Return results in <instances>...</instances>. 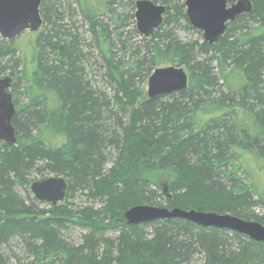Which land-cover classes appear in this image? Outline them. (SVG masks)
<instances>
[{
	"label": "trees",
	"instance_id": "1",
	"mask_svg": "<svg viewBox=\"0 0 264 264\" xmlns=\"http://www.w3.org/2000/svg\"><path fill=\"white\" fill-rule=\"evenodd\" d=\"M75 1L116 85V103L85 79L81 63L86 56L74 34L76 23L65 24L61 8L70 11L72 19L77 10L67 0H43L40 13L46 32L38 39L33 69L18 78L27 80L26 103L17 105L14 99L18 142H0V247L15 235L28 236L34 241L29 243L34 257L30 264H192L197 255L204 256V264H264V243L236 232L180 219L138 226L121 223L125 211L143 204L264 223V218L248 213L255 205H264V193L247 167L252 162L264 164V0H250L253 11L229 23L215 45L184 44L172 31L159 28L145 39L147 56L128 71L112 51L111 24L124 18L112 8L114 0ZM136 1H131L133 6ZM180 4L173 7L167 25L181 19L189 23L184 2ZM105 8L111 13L110 25L101 21ZM247 19L255 25L249 26ZM17 53L12 42L0 44V78L16 76ZM200 54L207 59H198ZM148 64L151 71L185 67L188 88L155 99L143 95L139 101L142 92L133 89V80ZM232 78L239 85L234 86ZM220 86L225 92L215 97ZM17 87L13 83L11 89ZM166 97L172 102H165ZM123 100L133 108L130 121L119 118L115 124L121 133L108 141L107 122L118 118L114 110ZM107 143L118 157L104 173ZM34 168L70 180L66 197L78 183L90 188V197L104 200L101 210L85 209L77 219L90 230L82 245H70L60 236L73 219L66 205L53 206L47 217L16 196L14 185L28 184L26 173ZM162 175L168 181L156 183ZM153 182L164 186L165 207L155 200L158 191H149ZM254 197L259 199L253 201ZM114 230H119L118 237L105 235ZM0 264H5L1 252Z\"/></svg>",
	"mask_w": 264,
	"mask_h": 264
},
{
	"label": "rangeland",
	"instance_id": "2",
	"mask_svg": "<svg viewBox=\"0 0 264 264\" xmlns=\"http://www.w3.org/2000/svg\"><path fill=\"white\" fill-rule=\"evenodd\" d=\"M61 1V0H58ZM68 4L71 5V8H74L77 10L76 16L72 19L70 11L66 12L64 11V8H61L65 13V24L67 25H73L75 24V31L74 34L78 35L80 37L81 45L83 46L82 51L84 55L87 57L84 58L83 63H81V66L84 67L85 72L84 76L87 81L92 86L93 90L98 91L102 95L106 96L107 99L111 100L113 104H115V94L116 92V85L114 82L110 79L109 74L107 72V68L105 66V63L100 56L99 50L96 49V46L94 45V39L93 35L90 31L89 24L84 20L82 17L80 11L78 10V5L76 4L75 0H67ZM94 2V0H89V2ZM113 1V0H112ZM131 1L136 0H114L112 5V8L116 9L118 13L123 14L124 18L123 21L120 24H111L112 31L114 32L112 34V51L115 57V61L122 62V68L123 70H127L130 65L136 63L137 60L141 59L142 57H146L148 54V45L147 40L138 32L137 30V21H136V7L132 5ZM186 0H172V4H162L159 3L158 5H163L168 8L167 12L164 15V22L161 26L162 29L170 30L172 33L176 36V38L184 44H194L198 43L200 46L205 42L203 38V33L201 31L196 30L193 28L188 22H186L185 19H181L178 22L170 23L167 25L166 19L168 17L173 16L175 8H173L176 5H179L180 3L184 2L185 5ZM68 4H65L64 7H66ZM181 5V4H180ZM41 7V6H40ZM254 9V5H253ZM186 10V7H185ZM102 13L104 14L101 16V21H103L105 24L110 25V12H107V9L105 8ZM245 22H248L249 26H253L252 20H244ZM117 27V28H116ZM160 27V28H161ZM159 29V28H158ZM157 29V30H158ZM156 30V31H157ZM155 31V32H156ZM46 32V27L43 23L42 27L38 30V32H31L26 31L20 36H18L13 41H6L0 38V44L3 42H12L15 46L18 48V53L16 55V60L20 61L19 67L16 69V76L11 77L13 79V83L18 84V87L14 91V89H11V93L14 96V99L17 101V105L25 104L26 98L24 97V88L26 85V79H24L22 82H19L18 78L20 79L21 74L23 72H31V69H33V58L37 53V43L40 35ZM154 32V33H155ZM245 32V31H244ZM120 34L122 36L120 37ZM198 59L206 60L207 57L204 55H199ZM171 66V65H169ZM164 66V67H169ZM176 67H180L178 65H172ZM215 68V63L213 65ZM162 68V67H161ZM184 68L185 67H181ZM128 71V70H127ZM133 71V70H132ZM154 70L151 71V68L149 69V64L146 66L145 69L137 73L135 76V80H133V89L137 91V93L142 92L141 95L138 94L139 101H141L143 98V95L148 97V82L149 77L152 75ZM131 73H134L131 72ZM10 75L6 74L4 77H7ZM2 77V78H4ZM1 79V78H0ZM26 80V81H25ZM231 82L235 85H239V80L237 78H232ZM221 83V82H220ZM221 85V84H220ZM222 91L225 92L224 88H220L216 90L215 97H218ZM167 101L165 102H172L171 97L165 98ZM126 103V100H123L122 104ZM120 105V107L115 108L114 111L117 112V116H114L111 121L107 122L110 127V131L107 134L108 141L112 138H116L121 132L120 129L116 127L115 122L120 118L123 123L128 124L130 121V116L133 111V108L131 106H126L125 104ZM123 107V108H122ZM105 165L103 168L104 173H108V171L115 165L116 159L118 157V151L116 148L111 145L110 143H107L106 149H105ZM249 169V175H251V178L257 183L258 189L264 193V164H257L256 162L250 163V166H247ZM51 177H56L53 174H50L48 172H45L43 170H39V168H34L33 170H30L26 173V179L25 181L28 182V184H21L18 182L14 185V192L16 196L21 200L26 206L32 207L35 210L38 211H44L46 216H49V212L52 209V205H49L47 203H42L35 199L32 191H31V185L35 182L43 181ZM168 179L165 175H162L160 177V180L155 181L156 183H165ZM67 182H70V180ZM72 182V180H71ZM153 182L149 185V191H158L157 195L155 196V200L160 203V206L165 207V199L166 196L163 195L162 189L163 187L157 186L156 183ZM69 184V183H68ZM90 188L80 186V184H76L75 188L72 190L69 197H66L65 201L61 204L66 205V208L70 211V213L73 216V219H71L69 223H65V226L63 229L59 231L61 238L67 242L70 245L74 246H80L84 242V237L89 233V229L86 228V226H82L80 223H78V218L82 217V213L85 209H93L101 210L102 207H104V200L101 199H94L89 196ZM259 198L254 197V200H258ZM141 206H153L158 207L156 205H150V204H143ZM249 214L258 216L261 218H264V205H255L252 207L249 211ZM20 218H24V216H21ZM242 219V218H241ZM244 220V219H243ZM245 221H251L256 222L264 226V223L258 222L255 219L251 220H245ZM146 231L148 233V237H151L153 233V227L149 226L146 228ZM105 235L111 238H116L119 235V230L114 231H107L105 232ZM34 241L29 239V237H22L20 235H15L13 238L10 239V241L7 244H3L0 247L1 255L3 256L5 264H30L33 261V255L29 251V243H33ZM192 264H204V256L203 255H197L193 261Z\"/></svg>",
	"mask_w": 264,
	"mask_h": 264
},
{
	"label": "water",
	"instance_id": "3",
	"mask_svg": "<svg viewBox=\"0 0 264 264\" xmlns=\"http://www.w3.org/2000/svg\"><path fill=\"white\" fill-rule=\"evenodd\" d=\"M43 0H0V38L13 41L26 31L38 32L43 25L40 6ZM189 23L203 33L204 40L215 45L226 32L227 23L238 16L250 14L253 3L238 0H186ZM137 30L144 38H150L163 25L168 8L151 0L136 2ZM13 79H0V142L17 145L18 138L13 119L16 105L11 93ZM189 78L184 68L169 66L157 68L149 77L148 97L155 99L180 93L188 88ZM68 183L62 177H51L31 185L36 200L56 206L65 201ZM184 220L203 228H215L236 232L253 241L264 243V226L231 215L206 213L197 210L168 209L153 206H135L125 211L121 223L138 226L154 221Z\"/></svg>",
	"mask_w": 264,
	"mask_h": 264
},
{
	"label": "flooded vegetation",
	"instance_id": "4",
	"mask_svg": "<svg viewBox=\"0 0 264 264\" xmlns=\"http://www.w3.org/2000/svg\"><path fill=\"white\" fill-rule=\"evenodd\" d=\"M137 1H138V0H137ZM137 1H136V2H137ZM237 1H238V0H237ZM237 1H235V2H237ZM227 2H228V1H227ZM233 3H234V2H233ZM228 4H232V3H229V2H228ZM135 7H136V3H135ZM136 11H137V9H136ZM244 15H247V14H244ZM240 16H243V15H240ZM240 16H238L236 19H238ZM236 19H235V20H236ZM235 20H234V21H235ZM229 23H231V22H229ZM229 23H227V27H228V24H229ZM190 25H191V24H190ZM191 26H192V25H191ZM192 27H193V26H192ZM193 28H194V27H193ZM226 30H227V28H226ZM224 34H225V33H224ZM223 36H224V35H222L221 38H222ZM217 43H218V42H217ZM217 43H216V44H217Z\"/></svg>",
	"mask_w": 264,
	"mask_h": 264
}]
</instances>
